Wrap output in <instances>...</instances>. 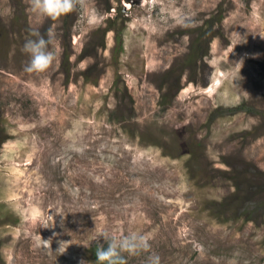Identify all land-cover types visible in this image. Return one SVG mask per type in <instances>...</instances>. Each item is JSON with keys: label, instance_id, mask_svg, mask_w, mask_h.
<instances>
[{"label": "rangeland", "instance_id": "374dc122", "mask_svg": "<svg viewBox=\"0 0 264 264\" xmlns=\"http://www.w3.org/2000/svg\"><path fill=\"white\" fill-rule=\"evenodd\" d=\"M83 3L0 0V264H96L99 231L148 238L127 264H264V0Z\"/></svg>", "mask_w": 264, "mask_h": 264}, {"label": "clouds", "instance_id": "9594fccd", "mask_svg": "<svg viewBox=\"0 0 264 264\" xmlns=\"http://www.w3.org/2000/svg\"><path fill=\"white\" fill-rule=\"evenodd\" d=\"M28 5V11L39 22L57 21L60 17L84 7L83 0H28ZM86 19L89 25L99 23L98 14L95 12L90 13ZM187 20V17H183L177 23L189 27L191 25L186 22ZM58 51L59 44L55 39L54 25L49 27L44 34L39 29L30 30V38L25 40L22 47V52L28 56L24 71L29 74L46 72L55 61ZM47 227L45 225V228ZM92 240L98 244L96 264H126L124 254L135 256L148 252L151 247L148 238L138 232L119 237L107 231H99L95 233ZM147 264H160V257L156 254L149 255Z\"/></svg>", "mask_w": 264, "mask_h": 264}, {"label": "trees", "instance_id": "16d2710c", "mask_svg": "<svg viewBox=\"0 0 264 264\" xmlns=\"http://www.w3.org/2000/svg\"><path fill=\"white\" fill-rule=\"evenodd\" d=\"M250 196L251 195L247 194L246 197H244V198H246L247 200H250V199H248ZM250 201L248 204H246L248 207V210H247L248 212H250V211L254 212L255 210H257L258 208H260L262 206L261 203H258V201L256 203H253V204H250ZM126 264H127V262H126Z\"/></svg>", "mask_w": 264, "mask_h": 264}]
</instances>
